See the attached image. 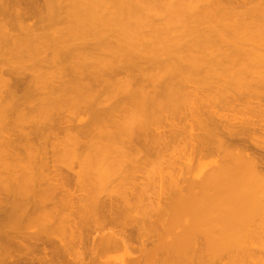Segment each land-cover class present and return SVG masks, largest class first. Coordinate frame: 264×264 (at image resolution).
<instances>
[{"label": "bare ground", "instance_id": "obj_1", "mask_svg": "<svg viewBox=\"0 0 264 264\" xmlns=\"http://www.w3.org/2000/svg\"><path fill=\"white\" fill-rule=\"evenodd\" d=\"M0 264H264V0H0Z\"/></svg>", "mask_w": 264, "mask_h": 264}, {"label": "rangeland", "instance_id": "obj_2", "mask_svg": "<svg viewBox=\"0 0 264 264\" xmlns=\"http://www.w3.org/2000/svg\"><path fill=\"white\" fill-rule=\"evenodd\" d=\"M82 117H84V116H82ZM247 135V137H248V142H247V146H249L250 147V149H251V144L253 145V144H256V145H259V144H262V139H261V137L259 136V135H257L256 137H255V135L254 134H252L251 132H249V134H246ZM254 135V136H253ZM250 144V145H249ZM253 150V149H252ZM255 150V149H254ZM255 152H258V151H256L255 150ZM261 152H258V153H256V154H260ZM262 154V153H261ZM260 154V155H261ZM259 156V155H258ZM218 157V155H217V152H215V151H206V150H204V151H202L201 153H196L194 156H193V160H192V167H191V173H193V174H196V172H201V170H202V172L204 171V169L206 168V167H211V163H212V161H214L216 158ZM199 161H201V165L203 164H206L205 166H204V168L201 166V168H200V164H199ZM198 173V174H199ZM128 253V251H121V250H118V251H115V252H113V253H110V254H108L109 256H111V257H115V258H124L123 256H125L126 254ZM125 254V255H124Z\"/></svg>", "mask_w": 264, "mask_h": 264}]
</instances>
